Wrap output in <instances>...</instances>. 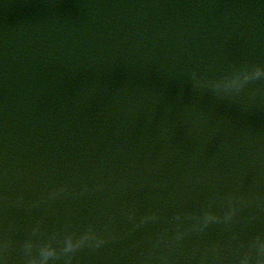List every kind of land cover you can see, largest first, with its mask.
I'll use <instances>...</instances> for the list:
<instances>
[{
	"label": "water",
	"instance_id": "obj_1",
	"mask_svg": "<svg viewBox=\"0 0 264 264\" xmlns=\"http://www.w3.org/2000/svg\"><path fill=\"white\" fill-rule=\"evenodd\" d=\"M79 2L0 0V264H264V0Z\"/></svg>",
	"mask_w": 264,
	"mask_h": 264
}]
</instances>
